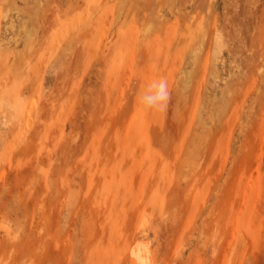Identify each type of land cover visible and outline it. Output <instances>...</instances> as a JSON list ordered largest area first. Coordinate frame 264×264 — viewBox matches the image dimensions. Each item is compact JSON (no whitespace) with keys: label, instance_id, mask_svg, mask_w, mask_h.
<instances>
[{"label":"rangeland","instance_id":"obj_1","mask_svg":"<svg viewBox=\"0 0 264 264\" xmlns=\"http://www.w3.org/2000/svg\"><path fill=\"white\" fill-rule=\"evenodd\" d=\"M137 1L0 0V264H264V0Z\"/></svg>","mask_w":264,"mask_h":264},{"label":"bare ground","instance_id":"obj_2","mask_svg":"<svg viewBox=\"0 0 264 264\" xmlns=\"http://www.w3.org/2000/svg\"><path fill=\"white\" fill-rule=\"evenodd\" d=\"M9 1H11V0H9ZM12 1H13V0H12ZM14 1H15V0H14ZM31 1L38 2L39 0H22V2H23L24 4H22L23 7H22V9H21V10H22V11H21V12H22V13H21V20L23 21L24 28H25L28 32H31L32 30H34V29H32L34 26H33V27L31 26V24H34V23H33L34 21L31 22V23H30V21H29L30 16L32 17V15H34V13H35V12H32V11L30 10L31 7H32V5L30 4ZM58 1H59V0H58ZM134 1H135V0H134ZM136 1H137V0H136ZM191 1H192V0H191ZM61 2H62V1H61ZM68 2H69V1H68ZM117 2H118V1H117ZM138 2H139V1H137V3H138ZM140 2H141V1H140ZM145 2H147L148 4H149V2L152 3L151 1H144V2H143V6H144V3H145ZM188 2H190V1H189V0H183L182 3H181L182 5H180V6H178V7H177V5H172V6H170L169 10H171V12L183 13V10H184V9H183L182 6L185 5V4L188 3ZM257 2H258V1H257ZM65 3H66V2H65ZM120 3H121V2H120ZM147 3H146L145 6H144V7H146V8H147L146 5H148ZM175 3H176V2H175ZM175 3H174V4H175ZM244 3H245V2H244ZM81 4H82V3H81ZM138 4H139V3H138ZM159 4H161V6L164 7V5H162L163 3L160 2ZM159 4H158V5H159ZM234 4H235V3H234ZM253 4H255V3H253ZM12 5H13V4H12ZM17 5H18V3H17ZM120 5H121V4H120ZM135 5H136V4H134V5H132V6L134 7ZM140 5H142V3H140ZM152 5H153V4H152ZM256 5H257V4H256ZM1 6H2V5H1ZM1 6H0V7H1ZM30 6H31V7H30ZM143 6L141 7V9L144 8ZM228 6H229V5H228ZM243 6H244V4H243ZM249 6H250V5H249ZM139 7H140V6H136V8L134 7V10L138 11L137 8L140 10ZM159 7H160V6H158V8L156 9V11H158V9H160ZM232 7H233V6H232ZM246 7H247V6H246ZM263 7H264V6H263ZM20 8H21V7H20ZM191 8H192V7H191ZM236 8H237V7H236ZM242 8H243V7H241V9H242ZM252 8H253V7H252ZM258 8H259V9H258ZM258 8L256 7L255 10H257V11L259 10V12H260V10H261L262 7H261V8L258 7ZM10 9H11V7H10ZM118 9H119V8H118ZM150 9H151V8H150ZM162 9H163V8H162ZM250 9H251V6H250ZM250 9H249V10H250ZM8 10H9V9H8ZM8 10H7V11H8ZM242 10L245 11V14H244V11H243V14L246 15V14H247V13H246V12H247V11H246L247 8H246V10H245V8L242 9ZM255 10H253V13L256 12ZM119 11H120V10H119ZM153 11H154V10H153ZM156 11H155V12H156ZM189 11H190V10H189ZM251 11H252V9H251ZM8 12H9V11H8ZM117 12H118V11H116V13L114 12L113 14H115V15H116V14H119V13H117ZM129 12H130V11H129ZM140 12H141V11H140ZM207 12H208V11H207ZM238 12H239V11H238ZM240 12L242 13V11H240ZM136 13H137V12H136ZM141 13H144V12H141ZM159 13H160V14H159ZM164 13H165L164 11H163V12H162V11H158L157 13H152L151 15L153 16V14H155V15L159 14V15H158L159 17L156 16V18H157V19H158V18L163 19L164 21L167 20V19H170V18L164 19V18H165V17H164V16H165ZM184 13H185V11H184ZM196 13H197V12H196ZM241 13H240V15H241ZM263 13H264V11H263ZM35 14H36V13H35ZM68 14H69V13H68ZM138 14H139V11H138ZM228 14H229V15L232 14V11H231V13H228ZM243 14L240 16V15L237 13L236 15H238L237 17H242ZM248 14H249V13H248ZM254 14H255V13H254ZM254 14H253V15H254ZM115 15H114V16H115ZM119 15H120V14H119ZM148 15H149V14H148ZM155 15H154V16H155ZM179 15H180V14H179ZM179 15H177V18L179 17ZM182 15H183V14H182ZM195 15H196V14H195ZM251 15H252V14H251ZM34 16L37 17V15H34ZM45 16H46V15H45ZM47 16H48V15H47ZM116 16H117V15H116ZM116 16H115V17H116ZM167 16H168V15H167ZM175 16H176V15H175ZM234 16H235V15H234ZM247 16H248V15H247ZM247 16H244V17L246 18ZM254 16H256V15H254ZM6 17H7V16H6ZM144 17H145V16H144ZM189 17H190V16H189ZM189 17H188V18H189ZM232 17H233V16H232ZM244 17H242V18H244ZM3 18H4V17H3ZM116 18H119V17L117 16ZM116 18H114V19H116ZM154 18H155V17H154ZM191 18H192V16H191ZM193 18H195V17L193 16ZM202 18H203V17H202ZM228 18H229V16H228ZM230 18H231V17H230ZM230 18H229V19H230ZM248 18H251L250 14H249V17H247V19H248ZM255 18H256V17H255ZM255 18H254V19H255ZM258 18H259V16H258ZM49 19H50V18H49ZM137 19H138V18H137ZM157 19H156V20H157ZM33 20L36 21V19H33ZM42 20H43V19H42ZM44 20H45V19H44ZM116 20H117V19H116ZM141 20H142V19H141ZM231 20H232V18H231ZM31 21H32V18H31ZM55 21H56V20H55ZM136 21H138V20H136ZM167 21H168V20H167ZM188 21H189V20H188ZM224 21H225V20H224ZM57 22H58V21H57ZM91 22H92V21H91ZM140 22H141V21H140ZM142 22H143V21H142ZM160 22H161V21H160ZM160 22H158V23H160ZM191 22H192V21H191ZM231 22H232V21H231ZM143 23H144V22H143ZM150 23H151V22L149 21V24H150ZM163 23L165 24V22L162 21L161 24H163ZM233 23H234V22H233ZM245 23H246V22H245ZM248 23H249V22H248ZM146 24H148V23L146 22ZM146 24H145V25H146ZM161 24H160V25H161ZM164 24H163V25H164ZM226 24H227V23H226ZM34 25H35V24H34ZM123 26H124V24H123ZM146 26H147V25H146ZM227 26H228V25H227ZM234 26H235V24H234ZM48 27H49V26H48ZM53 27H54V26H53ZM144 27H145V26H144ZM160 27H161V26H159V28H160ZM217 27H218V26H217ZM219 27H220V26H219ZM46 28H47V27H46ZM75 28H76V27H75ZM146 28H147V27H146ZM146 28H144V30H145ZM152 28H153V27L150 26V27L147 28V29L152 30ZM181 28H182V27H181ZM222 28H223V27H222ZM243 28H244V27H243ZM247 28H248V27H247ZM25 29H24V30H25ZM47 29H50V28H47ZM91 29H92V27H91ZM147 29H146V30H147ZM39 30H40V29H39ZM144 30H143V31H144ZM153 30H154V28H153ZM153 30H152V31H153ZM157 30H158V29H157ZM198 30L200 31V29H198ZM204 30H205V29H204ZM221 30H222V29H221ZM247 30H248V29H247ZM45 31H46V30H45ZM48 31H49V30H48ZM72 31H73V30H72ZM199 31H197V32H199ZM201 31H202V30H201ZM223 31H224V30H223ZM237 31H238V30H237ZM44 33H45V32H44ZM46 33H47V32H46ZM77 33H78V32H77ZM151 33H152V32H151ZM151 33H150V34H151ZM216 33H217V32H216ZM223 33H225V32H223ZM238 33H239V32H238ZM28 34H29V33H28ZM247 34H248V33H247ZM72 35H73V34H72ZM72 35H71V36H72ZM76 35H77V34H76ZM161 35H162V34H161ZM239 35H241V34H239ZM48 36H49V35H48ZM77 36H78V35H77ZM86 36L88 37V36H90V35L88 34V35H86ZM197 36L199 37V35H197ZM201 36H202V35H201ZM201 36H200V38H201ZM205 36H206V35H205ZM205 36H204V37H205ZM234 36L236 37V35H234ZM243 37H244V36H243ZM243 37H240V39L243 38ZM236 38H237V37H236ZM244 38H245V37H244ZM138 39H139V38H138ZM217 39H218V38H217ZM240 39H239V40L237 39V41H240ZM222 40H223V39H222ZM232 40H233V39H232ZM137 41H138V40H137ZM138 42H139V41H138ZM241 42H242V40H241ZM238 43H239V42H238ZM180 44H181V43H180ZM233 44H234V43H233ZM242 44H243V43H242ZM243 45H244V44H243ZM188 46H189V45H188ZM188 46H187V47H188ZM195 46H196V45H195ZM233 47H234V45H233ZM235 47H237V46H235ZM198 48H199V47H198ZM240 48H241V47H239V49H240ZM239 49H238V50H239ZM241 49H242V48H241ZM230 50H231V49H230ZM163 51H164V50H163ZM236 52H237V51H236ZM240 52H241V51H240ZM148 53H149V52H148ZM162 53H163V52H162ZM232 54H233V53H232ZM151 56H152V55H151ZM152 57H153V56H152ZM160 57H161V56H160ZM160 57H159V58H160ZM185 57H186V56H185ZM178 58H179V57H178ZM182 58H183V57H182ZM157 61H158V59H157ZM160 61H161V60H160ZM160 61H159V63H160ZM179 63H180V62H179ZM162 64H164V62H162ZM160 65H161V64H160ZM176 65H177V64H176ZM211 65H212V64H211ZM212 67H213V65H212ZM157 68H158V66H157ZM164 68H166V67H164ZM213 68H214V67H213ZM164 70H166V69H164ZM159 74H160V73H159ZM159 74H158V75H159ZM191 78H192V77H191ZM189 79H190V78H189ZM175 91H176V89L174 88V92H175ZM177 94H178V93H177ZM156 96H157V95H156ZM0 113H1V111H0ZM178 115H179V114H178ZM164 116H166V115H164ZM181 121H182V120H181ZM181 121H180V122H181ZM139 240H140V239H139ZM135 241H136V240H135ZM137 241H138V240H137ZM140 242H141V241H140ZM145 243H146V242H145ZM145 246H146V245H145ZM147 246H148V244H147ZM143 247H144V246H143ZM132 248H135V247H132ZM148 248H149V246H148ZM141 249H142V248H141ZM145 251H146V250H145ZM132 255L136 256L137 259L140 261V263L142 262L143 264H150V262H152V260L149 259L150 255L148 256L147 251L143 253L142 250H140V248H135V249H133V250H132ZM151 257H152V256H151ZM137 262H138V261H137Z\"/></svg>","mask_w":264,"mask_h":264}]
</instances>
